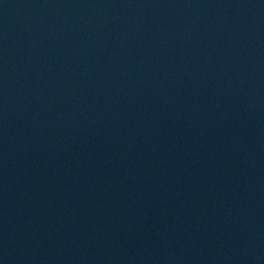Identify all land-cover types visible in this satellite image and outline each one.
<instances>
[{
  "label": "water",
  "instance_id": "water-1",
  "mask_svg": "<svg viewBox=\"0 0 264 264\" xmlns=\"http://www.w3.org/2000/svg\"><path fill=\"white\" fill-rule=\"evenodd\" d=\"M0 264H264V0H0Z\"/></svg>",
  "mask_w": 264,
  "mask_h": 264
}]
</instances>
